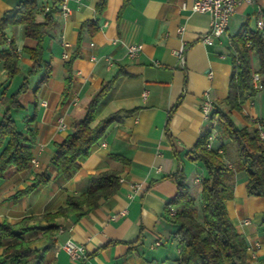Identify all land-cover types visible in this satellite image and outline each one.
I'll return each instance as SVG.
<instances>
[{
  "label": "crops",
  "instance_id": "0c3cea01",
  "mask_svg": "<svg viewBox=\"0 0 264 264\" xmlns=\"http://www.w3.org/2000/svg\"><path fill=\"white\" fill-rule=\"evenodd\" d=\"M21 1L0 0V18ZM36 1L37 20L41 21L51 0ZM193 1L105 0L104 10L97 17L95 7L99 0H65L68 14L63 15L58 7L53 15L54 25L43 42L42 55L50 66V75L42 83V73L30 78L28 89L18 98L21 108L11 111L21 132L32 130V157L37 163L23 171L10 166L0 178V223L13 224L64 208L68 195L85 192L92 174L114 172L118 187L112 196L100 200L97 208L79 219L71 212L56 217L50 224L55 230L49 239L42 231L25 235L33 248L47 247L42 264H177L179 251L166 219V206L176 189L164 177L182 167L190 193L199 202V181L204 169L192 161L189 152L209 126L201 110L202 102L207 99L212 106L228 112L237 128L250 129L252 122L264 121L262 92L247 98L240 112L227 110L223 103L231 73L229 59L234 55L229 37L247 22L251 28L256 27V21L264 14V0L239 5L225 35L207 44L201 39L208 33L210 19L207 14L190 11ZM93 19L98 27L94 34L81 30L84 22ZM5 34L17 49L19 71L7 82L0 62V119L9 96L31 65L22 49L35 46L34 40L25 37L23 25L8 26ZM79 38L78 57L72 64V80L64 96L65 63ZM132 44L142 46L133 59L126 54V47ZM91 57L95 60L91 61ZM253 66L257 68L255 58ZM118 71L123 74L100 100L95 122L113 113L118 121L109 125L68 179L55 176L50 165L54 144L71 133L87 102ZM170 110L168 130L174 149L164 132ZM59 122L65 125L64 129L59 128ZM208 149L218 150L228 167L234 165V148L228 145L217 122L212 124ZM196 168L189 180L187 173ZM45 170L50 175L46 184L12 199ZM246 183L243 173L234 175L233 198L226 207L233 227L246 243L247 261L264 264V201L248 195ZM29 225L44 227L49 223L40 220ZM67 239L84 247V261H71L61 249Z\"/></svg>",
  "mask_w": 264,
  "mask_h": 264
},
{
  "label": "trees",
  "instance_id": "16d2710c",
  "mask_svg": "<svg viewBox=\"0 0 264 264\" xmlns=\"http://www.w3.org/2000/svg\"><path fill=\"white\" fill-rule=\"evenodd\" d=\"M61 2L62 0H51V5L45 11L41 21L37 20L39 7L36 0L21 1L0 18V62L7 82L19 71L17 49L11 41L8 42L5 34L7 27L23 25L25 37L35 41L33 48L22 49L29 56L31 65L17 90L9 96V103L0 119V178L10 166L15 167L17 171H23L30 165L34 142L33 132L31 129L21 132L12 119L11 111L21 108L18 98L28 89L30 78L42 73L40 79L42 83L50 75V66L42 57L43 42L54 25L53 15L58 11ZM104 7L105 0H99L95 7L97 17L103 12ZM261 20L262 29L251 28L247 22L235 35L229 37L234 55L231 58L227 93L223 100L227 110L240 112L247 98L254 97L257 92H262L264 95V14ZM97 29L96 19L81 25V30H87L91 35ZM79 46L80 38L75 51L65 63L67 76L64 96L67 95L71 84L72 64L78 57ZM254 58L257 61V68L253 66ZM122 74L121 71L116 72L110 80L100 86L85 105L83 116L74 123L71 133L59 143L54 144L50 165L54 169L55 176L68 179L71 173L79 169L80 160L89 155L90 149L99 142L109 125L118 121L116 113H113L95 122V111L113 82ZM254 74L260 77V90L254 88L252 82ZM171 112L172 110L167 116L164 132L168 144L174 149L168 130ZM207 121L209 126L200 133L189 152L192 161L199 162L204 169V175L199 181V202H196L190 193L182 167L164 177L170 179L176 189L174 197L168 203L174 207L175 213L172 216L167 214L166 219L172 226L171 237L179 251L177 264H249L246 258V243L242 235L233 227L226 205L233 198V177L236 173H243L246 176L247 194L260 197L264 201V150L259 144L257 128L259 124L264 128V121L252 122L250 129L237 128L228 112L212 105ZM214 122L221 126L228 145L234 148L236 160L232 167H228L221 161L222 155L218 150L207 147ZM222 148L226 147L222 146ZM175 156L179 161L178 156ZM49 180L48 170L37 174L31 184L15 193L12 199L16 200L30 194L39 185H44ZM117 187L118 178L114 172L92 174L88 177L85 192L79 195H68L64 208H59L54 213L24 218L13 224L0 223V264H42L47 247L41 250L33 248L32 241L25 235L42 231L43 236L49 239L55 230V227L50 224L56 217L71 212L76 219H79L97 208L100 200L112 196ZM167 206L166 212H168ZM40 220L49 225L44 227L29 225L31 221Z\"/></svg>",
  "mask_w": 264,
  "mask_h": 264
},
{
  "label": "built area",
  "instance_id": "2783aa9c",
  "mask_svg": "<svg viewBox=\"0 0 264 264\" xmlns=\"http://www.w3.org/2000/svg\"><path fill=\"white\" fill-rule=\"evenodd\" d=\"M254 0H194L190 5L189 9L192 13H203L209 16V29L208 33L202 37L201 41L203 43H210L212 39H219L223 35H225L229 20L235 14L236 9L239 5H249L253 3ZM60 10L63 15H67L69 9L65 5V0L59 5ZM182 9H185V4H182ZM45 11L48 8L44 9ZM256 28L262 29L263 23L262 20L256 21ZM181 31V29H179ZM142 50V46L140 44H132L126 47V54L129 58H135L139 52ZM182 52V48L180 49ZM64 58L66 55L63 56ZM91 61H94L95 58L91 57ZM180 63L182 64V58H180ZM260 77L257 74H254L252 77V82L254 88L260 90L261 86L259 84ZM201 110L204 118L207 120V117L211 111V103L207 99H205L201 104ZM60 129H64L65 125L62 122L58 124ZM258 128V136L260 140V146L264 150V128L263 125L259 124ZM210 139V137H209ZM104 147V144H101ZM208 147V146H207ZM36 159L32 157L30 159V166L36 165ZM168 216H172L175 213V209L173 206L168 205ZM155 245H159L156 243ZM61 249L69 256L71 261L74 262H82L86 259L85 249L82 245L75 243L74 241L67 239L61 244Z\"/></svg>",
  "mask_w": 264,
  "mask_h": 264
},
{
  "label": "rangeland",
  "instance_id": "374dc122",
  "mask_svg": "<svg viewBox=\"0 0 264 264\" xmlns=\"http://www.w3.org/2000/svg\"><path fill=\"white\" fill-rule=\"evenodd\" d=\"M229 65H230V67H231V58L229 59ZM195 172H197V168L195 169V170H192V171H189L187 174V176H188V179L190 180H192V177H193V175H194V173ZM197 206V205H196Z\"/></svg>",
  "mask_w": 264,
  "mask_h": 264
}]
</instances>
